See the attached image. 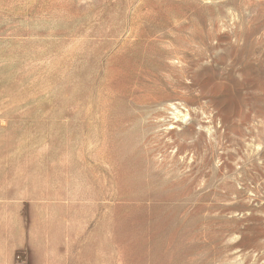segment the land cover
I'll return each mask as SVG.
<instances>
[{
	"label": "rangeland",
	"instance_id": "obj_1",
	"mask_svg": "<svg viewBox=\"0 0 264 264\" xmlns=\"http://www.w3.org/2000/svg\"><path fill=\"white\" fill-rule=\"evenodd\" d=\"M7 160L70 264H264V0H0Z\"/></svg>",
	"mask_w": 264,
	"mask_h": 264
},
{
	"label": "crops",
	"instance_id": "obj_2",
	"mask_svg": "<svg viewBox=\"0 0 264 264\" xmlns=\"http://www.w3.org/2000/svg\"><path fill=\"white\" fill-rule=\"evenodd\" d=\"M7 161L0 166V173L11 170L0 175V264H17L21 253L25 264H70L75 198L46 189L38 163L24 173L20 160ZM56 233L64 235L56 240Z\"/></svg>",
	"mask_w": 264,
	"mask_h": 264
}]
</instances>
